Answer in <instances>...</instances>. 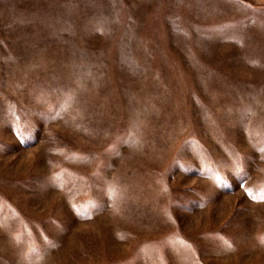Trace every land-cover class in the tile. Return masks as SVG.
I'll return each mask as SVG.
<instances>
[{"label":"rangeland","instance_id":"1","mask_svg":"<svg viewBox=\"0 0 264 264\" xmlns=\"http://www.w3.org/2000/svg\"><path fill=\"white\" fill-rule=\"evenodd\" d=\"M0 264H264V0H0Z\"/></svg>","mask_w":264,"mask_h":264}]
</instances>
